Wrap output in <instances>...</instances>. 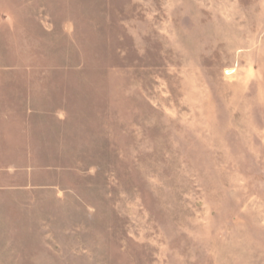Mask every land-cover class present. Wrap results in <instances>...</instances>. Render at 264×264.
Returning a JSON list of instances; mask_svg holds the SVG:
<instances>
[{
  "label": "rangeland",
  "instance_id": "rangeland-1",
  "mask_svg": "<svg viewBox=\"0 0 264 264\" xmlns=\"http://www.w3.org/2000/svg\"><path fill=\"white\" fill-rule=\"evenodd\" d=\"M5 12L0 264H264V0Z\"/></svg>",
  "mask_w": 264,
  "mask_h": 264
},
{
  "label": "crops",
  "instance_id": "crops-1",
  "mask_svg": "<svg viewBox=\"0 0 264 264\" xmlns=\"http://www.w3.org/2000/svg\"><path fill=\"white\" fill-rule=\"evenodd\" d=\"M6 10H9V2H6V5L4 6ZM9 23V15L8 12H5V14H0V25L5 24L8 25Z\"/></svg>",
  "mask_w": 264,
  "mask_h": 264
}]
</instances>
